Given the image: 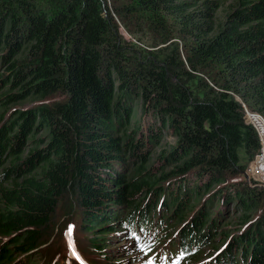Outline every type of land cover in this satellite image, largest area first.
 <instances>
[{"label":"trees","instance_id":"16d2710c","mask_svg":"<svg viewBox=\"0 0 264 264\" xmlns=\"http://www.w3.org/2000/svg\"><path fill=\"white\" fill-rule=\"evenodd\" d=\"M114 17L144 20V47ZM0 66V264H80L48 239L75 206L104 262L117 225L157 238L188 213L175 249L199 261L229 204L246 225L203 264L264 260V187L242 179L258 150L242 105L264 118V0H0ZM134 99L156 133L130 125Z\"/></svg>","mask_w":264,"mask_h":264},{"label":"rangeland","instance_id":"374dc122","mask_svg":"<svg viewBox=\"0 0 264 264\" xmlns=\"http://www.w3.org/2000/svg\"><path fill=\"white\" fill-rule=\"evenodd\" d=\"M105 3L108 7L110 6V0H105ZM227 3L228 1L223 3V6L220 9V12H218L216 15L217 17L218 16L220 17L222 15V12L227 8ZM114 21L117 23V28H118L117 31L123 39L134 42V43H139L142 47H144L145 45L143 41L146 40L147 37H150V35H152L151 32L147 31L146 28L144 27L147 25L144 20H142V22L141 20L139 21L140 23L139 27L141 28V30L139 31H137V29L135 30V25L138 20H133L132 21L133 23L131 22L130 24H127L128 31L123 27V25L119 22V20H117V18L114 17ZM132 32L135 33L134 37H139L140 39L139 42H137L135 38L131 36ZM174 40L178 44L180 43L178 42L176 38H174ZM1 68L2 67L0 66V72H3V69ZM52 97H53V94L50 96V98ZM34 102L35 101L30 102L31 106H33ZM48 102L50 101L48 100ZM28 103L29 102L22 103L18 109H25L29 107L30 105H28ZM131 105L133 108L134 116L133 118L130 119V125H132V121L136 120L138 124V130H139L138 133L145 135L148 132L149 127H152L153 129H155V133H156L158 130L156 129V127L159 128L158 126L159 121L152 118L150 112H145V111L142 112L139 107L138 100L136 99L131 100ZM246 122L247 123H245L244 121L245 124H248L250 126L253 125L248 120H246ZM159 133L160 134L158 136L159 137L158 141L155 144H152V147H150L148 150V152H150L151 154L150 156L154 158L152 162L154 163V165L157 166V168H159L162 165V163L156 159L155 157L156 153H158L160 149L167 150L175 142V138L171 134L170 129H167V128H165L164 130L160 129ZM38 134H41V133L38 132ZM249 161H246L244 170L247 169L246 166ZM163 168L165 167L163 166ZM121 171H122L121 173H125L126 168L123 167ZM0 176H2L1 171H0ZM187 178L190 180L193 179V177H189V175L187 176ZM242 179H243V182L246 184V179H244L243 176H242ZM206 197L207 195H204L201 201ZM61 207L63 206L61 205ZM61 207H59L58 209V212L60 214H61ZM214 210L223 211L224 212L223 215L225 216H222L221 222H219L214 232L210 235V237H213V238L211 239L210 243H206V245L208 246L207 250H206V247L203 248L202 255L200 256L201 260L199 261L192 260L190 262L184 263L183 257H181L179 259L178 264L180 262L182 264H203V263L208 262L210 257H212V254L218 251L219 247L223 244L225 239L230 237V234H234L237 231L239 232L246 225L239 221V213L237 212L238 209L237 210H235V208L233 209V205L229 204L227 207V211H225L224 205H221V206L217 205L216 207H214ZM68 216L71 217L72 219L69 221L73 222V224L68 225V226L65 223L67 222L66 221L67 219H64V216L62 215L59 216L57 214V217L54 218L51 226L48 227L49 244L56 243L58 246H60L61 250H64L65 252H67V250H73L75 248H78L79 252H76L74 250L71 255L75 257L80 262V264H145V261L148 258V255L143 256L137 253L139 251L138 246L140 243L139 242L132 243V241L128 239L127 236L122 235L121 231H117L115 233V236H116L115 238L109 237L108 242L117 244V247L115 249H112L113 247L109 246L106 249V251H110V252L106 256L108 258V261L104 262L103 261L104 257H100L99 254L95 252V250L90 245L89 247H87V241L89 240V238L93 236V233L92 231L90 232V231H86L85 229H83L82 223L80 222V216L78 213V209L76 208V206L70 210ZM186 216L187 214L185 215V217ZM188 216L189 217H187L186 219L184 218L185 220L183 219L184 221H181L178 223L177 221H174V220L169 221V223H172V225H175V226L170 228L167 232L161 233L160 235L157 236V238H155L154 240L150 242V246L152 248L151 253L158 252L161 249V247H163V250H166L169 248L175 249V247L177 246L180 240H179V237L176 235V233H172V232L176 231L178 227H181L182 224L186 223L185 221H187L190 218L191 213L190 214L188 213ZM117 226H118L117 229L121 230L122 228L121 225H117ZM65 252H64V255H65ZM60 259L61 258H59L58 261H60ZM21 260L22 259H20L19 261L14 260L13 262L9 264H18V262H20ZM154 262H155L154 259H152L151 263H154ZM239 264H248V260L245 259L243 263H239ZM261 264H264V260L261 261Z\"/></svg>","mask_w":264,"mask_h":264},{"label":"built area","instance_id":"2783aa9c","mask_svg":"<svg viewBox=\"0 0 264 264\" xmlns=\"http://www.w3.org/2000/svg\"><path fill=\"white\" fill-rule=\"evenodd\" d=\"M243 120L246 122L248 120L255 129V133L258 140V150L253 155L251 160L247 164V169L243 170V178L246 179V185L253 187H264V160L263 162L260 160V156L262 154V146H263V134L260 132V129L264 130V118L256 112L248 111L243 105Z\"/></svg>","mask_w":264,"mask_h":264},{"label":"bare ground","instance_id":"6f19581e","mask_svg":"<svg viewBox=\"0 0 264 264\" xmlns=\"http://www.w3.org/2000/svg\"><path fill=\"white\" fill-rule=\"evenodd\" d=\"M260 130V129H259ZM260 132L263 134V146H262V154H261V156H260V160L263 162V160H264V131H261L260 130ZM163 247H161V249H162Z\"/></svg>","mask_w":264,"mask_h":264},{"label":"snow or ice","instance_id":"6c2138e0","mask_svg":"<svg viewBox=\"0 0 264 264\" xmlns=\"http://www.w3.org/2000/svg\"><path fill=\"white\" fill-rule=\"evenodd\" d=\"M148 264H151V261H148Z\"/></svg>","mask_w":264,"mask_h":264},{"label":"water","instance_id":"95a60500","mask_svg":"<svg viewBox=\"0 0 264 264\" xmlns=\"http://www.w3.org/2000/svg\"><path fill=\"white\" fill-rule=\"evenodd\" d=\"M243 175V174H242ZM244 176V175H243ZM245 177V176H244Z\"/></svg>","mask_w":264,"mask_h":264}]
</instances>
